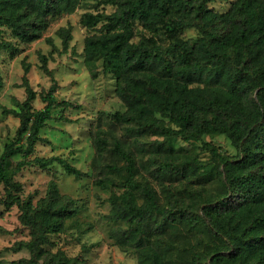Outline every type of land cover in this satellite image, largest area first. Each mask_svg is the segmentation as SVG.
Instances as JSON below:
<instances>
[{"label": "trees", "instance_id": "obj_1", "mask_svg": "<svg viewBox=\"0 0 264 264\" xmlns=\"http://www.w3.org/2000/svg\"><path fill=\"white\" fill-rule=\"evenodd\" d=\"M213 1L101 0V5L114 9L85 12L80 19L85 27L94 29L85 38V62L92 77L97 75L93 67L98 60L103 74H114L115 93L125 109L113 115L139 134L198 140L204 133H222L230 139L234 155L203 142L209 153L205 162L189 157L164 159L158 169L189 176L200 185L197 192L202 189L209 194L208 182L221 186V191L197 204L194 218L215 242L194 250L191 264H264V0H234L223 12L209 6ZM80 2L0 0V32L6 27L20 41H33L51 17L73 12ZM137 22L148 32L164 28L170 39L157 43L151 37L149 43H136ZM189 27L197 30L196 36H179V31ZM62 37L66 44L71 38L69 30ZM0 47L14 46L0 39ZM3 85L0 71V95ZM22 85L25 99L3 109L19 118L15 136L4 143L0 154L4 204L19 207V219L31 235L19 247L43 258L39 264H83L61 252L49 256L44 248L50 235L64 230L65 220L77 213L75 200L51 184L46 195L33 203L31 195L21 198L23 184L15 178L19 168L30 161L22 158L32 155L36 143L43 140L41 130L53 117L55 106L71 102L57 100L53 83L41 92L45 104L36 109L32 102L37 93L25 74ZM159 148L160 142L155 149ZM112 151L124 161L116 169L126 172L119 184L123 191L112 196V215L130 223L126 233L138 252V261L158 264L157 253L149 251L154 247L145 226L154 225L159 242L162 238L156 229L161 233L166 226L189 223L191 215L183 200L162 205L155 188L137 179L135 157L121 141L114 142ZM14 156L22 158L13 167ZM31 161L43 167L57 162L76 178L85 175L60 155L35 156ZM95 183L105 185L101 179Z\"/></svg>", "mask_w": 264, "mask_h": 264}, {"label": "rangeland", "instance_id": "obj_2", "mask_svg": "<svg viewBox=\"0 0 264 264\" xmlns=\"http://www.w3.org/2000/svg\"><path fill=\"white\" fill-rule=\"evenodd\" d=\"M100 1L81 0L73 12L51 17L41 36L30 42H22L11 34L9 28H2L0 39L14 47H0V71L4 81L0 95V154L4 143L15 136L19 125V118L3 109L12 108L16 101L25 99V87L22 85L24 74L37 93L32 102L36 109L45 104L40 98L41 92L47 91L55 83L57 100L71 103L55 106L53 117L41 130L43 140L36 143L34 153L25 158L14 156L12 162L14 167L21 158L30 160L15 174L16 180L23 184L19 192L21 198L31 195L34 203L46 195L51 184H55L59 192L73 198L78 207L77 213L65 220L64 230L50 235V242L44 247L49 256L61 252L83 264H148L149 261H138V252L127 237L126 230L130 223L112 215V196L123 191L119 184L126 177L124 169H116L124 161L112 151L114 142L119 140L135 157L137 179L148 181L155 188L160 203L169 205L183 200L191 215L189 223L184 221L166 226L161 233L156 229L158 237L160 234L162 238L159 242L153 233L154 225L147 224L146 232L152 236L151 246L154 247L149 251L157 253L158 264H191L194 250H201L206 244L215 242L194 218L197 204L221 191V186L212 181L207 184L209 194L203 193L202 189L197 192L200 185L193 183L189 176L162 172L158 169V163L164 159L188 157L192 161L196 158L205 162L209 153L203 142L214 143L222 151L233 155L236 149L222 133H204L198 140L180 136L165 140L164 135L139 134L129 124L116 121L113 114L122 112L125 104L115 93L114 74H103L98 60L93 67L97 75L92 77L85 62V38L94 29L81 23L82 15L85 12H110L114 9L111 5H101ZM233 1L216 0L209 6L223 12ZM65 30H69L71 35L66 44L62 37ZM178 34L190 38L196 36L197 30L189 27ZM151 37L157 43L170 39L164 28L148 32L140 23H135L133 40L136 43H149ZM99 138L102 141L99 142ZM158 142L162 148L156 150ZM50 155L66 158L85 175L76 178L57 162L43 167L31 161L35 156ZM98 179L103 180L105 185L96 184L95 180ZM5 195L1 183L0 264L43 262L44 259L34 256L29 248L23 245L19 247V242H27L31 238L30 231L19 219V207L4 204ZM165 242L169 243L163 247Z\"/></svg>", "mask_w": 264, "mask_h": 264}]
</instances>
